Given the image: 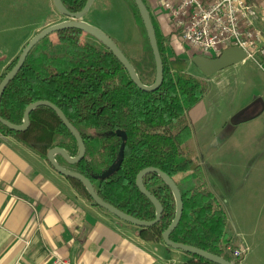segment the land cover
I'll use <instances>...</instances> for the list:
<instances>
[{
	"label": "trees",
	"instance_id": "trees-1",
	"mask_svg": "<svg viewBox=\"0 0 264 264\" xmlns=\"http://www.w3.org/2000/svg\"><path fill=\"white\" fill-rule=\"evenodd\" d=\"M128 1L145 43L139 59L126 58L139 81L149 86L155 76L153 56L137 9L132 0ZM61 2L69 13H77L86 0ZM151 21L163 67V81L156 91H140L102 44L80 30L66 29L44 38L30 51L2 94L0 117L20 125L29 104L51 103L79 133L85 147L84 158L74 165L55 156L60 166L87 178L103 202L145 222L154 220L155 210L136 188L135 178L146 168L160 170L176 184L183 205L180 221L169 240L241 264L243 258L233 259L224 251L227 247L240 249V246L227 238L226 213L207 190L201 165L191 146L186 112L200 102L206 87L187 73L186 59L169 55L168 36L158 32L152 17ZM16 60L10 62L7 72ZM117 131L126 135L118 165L122 140L116 135ZM0 133L13 138L45 162L48 151L53 148L63 149L71 158L78 153L75 139L47 107H38L30 113L29 126L24 132H11L0 125ZM111 168L113 172L102 177ZM66 180L96 207L80 183ZM142 183L159 201L163 211L156 225L136 228L138 236L145 242L163 244L162 234L175 213L172 194L156 174L145 176ZM184 255L187 264H212Z\"/></svg>",
	"mask_w": 264,
	"mask_h": 264
},
{
	"label": "rangeland",
	"instance_id": "rangeland-1",
	"mask_svg": "<svg viewBox=\"0 0 264 264\" xmlns=\"http://www.w3.org/2000/svg\"><path fill=\"white\" fill-rule=\"evenodd\" d=\"M247 1L264 9V0ZM130 7L128 0H94L82 21L101 30L126 57L136 60L142 55L145 39ZM63 21L67 18L57 12L52 0H0V76L32 37ZM172 39L183 49L187 73L206 87L200 102L186 112V119L207 189L224 210L229 206L233 224L226 227V234L246 248L242 264H264V115L255 124L231 123V117L243 108L264 105V68L245 60L206 77L191 62L197 55ZM203 109L208 116L200 121ZM133 230L137 233L135 227ZM156 250L160 264L172 260L187 264L183 253L169 251L164 244Z\"/></svg>",
	"mask_w": 264,
	"mask_h": 264
},
{
	"label": "crops",
	"instance_id": "crops-1",
	"mask_svg": "<svg viewBox=\"0 0 264 264\" xmlns=\"http://www.w3.org/2000/svg\"><path fill=\"white\" fill-rule=\"evenodd\" d=\"M144 3L158 32L168 36L169 55L182 58L166 15L154 9L155 0ZM207 114L203 109L199 120ZM219 115L221 124L223 111ZM263 115L264 105L254 104L232 116L231 123L255 124ZM229 210H224L227 226L233 224ZM158 245L94 207L47 162L0 133V264H160L154 255Z\"/></svg>",
	"mask_w": 264,
	"mask_h": 264
},
{
	"label": "water",
	"instance_id": "water-1",
	"mask_svg": "<svg viewBox=\"0 0 264 264\" xmlns=\"http://www.w3.org/2000/svg\"><path fill=\"white\" fill-rule=\"evenodd\" d=\"M52 1H53L54 7L57 10V12L63 17L67 18V21H63V22L54 24L52 26L46 27L45 29L37 33L34 37H32L28 41V43L24 46L23 50L21 51L20 55L17 57L15 65L0 80V99L6 87L8 86V84L15 78V76L18 74V72L22 68L30 51L44 38L50 36L51 34H54V33H57L59 31L66 30V29L80 30L85 34L90 35L95 40H97L100 44H102L107 50H109L112 53V55L122 65V67L128 74L131 82L140 91L154 92L161 86L162 81H163L162 61H161V57H160L158 46H157L155 30H154V27L151 21V15L146 5L144 4L143 0H132V1L141 19V22H142V25H143V28H144V31L146 33V37L148 40V44H149V47H150V50L153 56V61H154V66H155V76H154L153 83L149 86L143 85L139 81L138 76L133 66L130 64L129 60L126 58L123 52L117 47V45L110 38H108L98 28L82 21L83 17L87 14L89 9L91 8L94 0H86V3L84 7L82 8V10L77 13H69L63 6L61 0H52ZM245 60H246V56L242 50L238 48H228L224 50L223 52H221V54L215 58H209V57H204V56H194L191 59V62L197 67V69L201 72V74L208 77L228 67H231L235 64L243 62ZM38 107H47L51 109L57 115V117L62 122L64 127L68 130V132L75 139L77 148H78V153L76 157H73V158L69 157V155L63 149L53 148L50 151H48L46 155L47 163L50 165L53 171L59 174L60 176L64 177L65 179H70V180L77 181L78 183H80L83 186V188L86 190L89 198L92 200V203L97 208L104 210L105 212L112 215L116 219L130 226H133L135 228L146 229V228H150L156 225L161 218V214L163 211L162 206L159 203V201L150 192H148L145 189L142 183V180L145 176L149 174H156L170 190L174 203H175L174 218L171 224L162 234L163 244L170 250L179 251L183 254L195 256L207 262H210L212 264H234L233 262L226 261L223 257L213 255L211 253L205 252L195 247H191V246H187L183 244H177L169 240L170 234L173 232V230L176 228V226L178 225L180 221L182 210H183V205H182L181 195H180V192L176 184L169 176H167L160 170L154 169V168H146L140 171L135 178L136 188L151 203V205L153 206L155 210L154 220L150 222H145V221L137 220L131 216H128L124 214L123 212L117 210L113 206L103 202L98 197V195L95 193L92 184L89 182L87 178H85L79 173L66 170L65 168L60 166L56 162L55 156H60L64 160V162H66L67 164L74 165V164L79 163L84 158L85 147H84L83 141L79 133L67 121L63 113L51 103L47 101H38L32 104H29L23 112L22 123L20 125L11 124L3 120L1 117H0V125H2L3 127H5L11 132H16V133L24 132L29 126L30 113ZM116 135L120 137L122 140V144L120 146L119 156L117 160V165H118L120 164L122 157H123V148H124V143L126 142V135L124 132H121V131H117ZM112 172H113V169L111 168L102 177H107Z\"/></svg>",
	"mask_w": 264,
	"mask_h": 264
},
{
	"label": "built area",
	"instance_id": "built-area-1",
	"mask_svg": "<svg viewBox=\"0 0 264 264\" xmlns=\"http://www.w3.org/2000/svg\"><path fill=\"white\" fill-rule=\"evenodd\" d=\"M154 9L166 15L170 33L193 55L215 58L228 48H238L246 60L264 68V9L247 0H155ZM224 251L233 259L247 253L231 247Z\"/></svg>",
	"mask_w": 264,
	"mask_h": 264
}]
</instances>
